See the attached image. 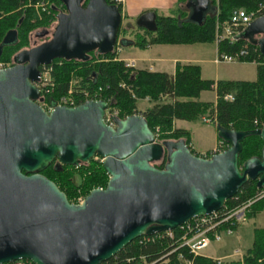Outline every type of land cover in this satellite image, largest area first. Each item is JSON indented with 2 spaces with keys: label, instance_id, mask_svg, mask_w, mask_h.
Instances as JSON below:
<instances>
[{
  "label": "water",
  "instance_id": "water-1",
  "mask_svg": "<svg viewBox=\"0 0 264 264\" xmlns=\"http://www.w3.org/2000/svg\"><path fill=\"white\" fill-rule=\"evenodd\" d=\"M49 40L22 49L0 70V264L26 259L33 264H100L142 235L170 230L195 216L223 207L249 180L264 187V124L248 131L215 126L228 147L203 157L183 140L156 141L139 113L104 121L111 103L88 99L46 111L37 100L40 66L54 58L85 59L93 50L111 51L122 23L119 10L105 0H62ZM188 20L212 13L209 0H187ZM135 25L156 30V14L146 11ZM46 33V31H42ZM256 44L264 54V14L236 38ZM15 30L0 44L14 43ZM256 135L260 156L238 164L244 138ZM102 158L105 187L91 189L81 203L40 172L79 166ZM165 157L163 168L154 162Z\"/></svg>",
  "mask_w": 264,
  "mask_h": 264
},
{
  "label": "trees",
  "instance_id": "trees-1",
  "mask_svg": "<svg viewBox=\"0 0 264 264\" xmlns=\"http://www.w3.org/2000/svg\"><path fill=\"white\" fill-rule=\"evenodd\" d=\"M45 0H0V44L5 34L15 30L17 39L14 43L3 45L0 60L14 59L15 53L24 49L30 43L33 31H46L57 20V15L66 12L62 0H50L51 5L36 10L34 3ZM115 6L121 13V4L117 0H105ZM187 0H178V4ZM213 11L205 15L201 22L188 20V11L179 10L172 15H156V30L149 31L137 27L142 32L136 33L134 40L121 37L130 45L145 49L153 44H192L212 42L215 40L216 26L230 20L232 11L242 7L255 10L264 0H209ZM88 0H83L86 6ZM59 8H62L60 10ZM176 11L178 9L176 8ZM120 31L118 37H120ZM242 32V31H241ZM117 43L109 52L90 51L85 59L54 58L51 66L52 86L41 88L40 98L53 104L58 96L73 89L76 102L81 103L90 98L109 100L111 106L119 111L121 118L139 113L143 115L155 133L157 141L183 139L191 148L188 130L174 126L175 120L196 122L206 116L215 120L214 126L226 129L248 131L260 128L264 124V54L259 47L243 37L235 40H222L217 44V53H238L241 62H254L256 77L254 80L204 79L200 67L196 64L177 62L173 74L127 66L118 57ZM14 63V61H13ZM43 67L40 66V69ZM101 87L100 91H97ZM214 90L215 101L199 100L203 91ZM94 93H96L94 95ZM230 94L232 99H226ZM147 99L150 106L142 112L138 101ZM159 126L160 130L156 131ZM160 132V133H159ZM218 139H220L218 137ZM242 149L238 157L239 166L252 157L260 156L263 147L262 140L256 135H250L241 142ZM192 152L196 153L192 148ZM165 157L154 165L163 168ZM52 180L63 191L71 202L78 187L85 193L93 188L105 187L108 174L102 166L101 158H92L79 166H55L52 162L41 172ZM79 183L74 182L75 174ZM261 188L257 180H249L237 193L225 201V206H235L253 199ZM264 211V197L256 199L250 206L247 218ZM178 234L177 229H174ZM151 236H140L114 256L100 264H139L143 261H154L155 264H184L177 258V251H172V240L155 239ZM182 251V249H179ZM196 264H240L239 261L218 263L215 259L198 255L194 258ZM33 264V263H32ZM243 264H264V227L253 229V240L250 248L243 253Z\"/></svg>",
  "mask_w": 264,
  "mask_h": 264
},
{
  "label": "built area",
  "instance_id": "built-area-1",
  "mask_svg": "<svg viewBox=\"0 0 264 264\" xmlns=\"http://www.w3.org/2000/svg\"><path fill=\"white\" fill-rule=\"evenodd\" d=\"M119 1V0H117ZM34 7L36 10L44 9V1H37L34 3ZM264 14V4L258 6L255 10H247L242 7L235 8L232 11L230 20L223 23L219 26V31H217L216 41L217 43L222 40H235L237 34H239L244 27L249 24L252 20L257 17H260ZM246 50H241L238 53L229 54V53H221L217 54L214 59L215 63H231L239 60L240 55L246 54ZM264 63V59H263ZM13 63L6 62L0 60V70L11 66ZM133 65V61L126 62L127 66ZM51 66L43 65L40 69V75L37 82H35L36 86L40 89L45 86H52L53 82L51 79ZM101 87L98 88L97 91H100ZM96 93H94L95 95ZM226 99H232L230 94L225 96ZM90 99H101V98H90ZM88 100V99H87ZM108 103L109 100H106ZM46 111H50L54 106H75L77 104L76 98L73 94V89L70 88L66 93L58 96V98L54 101L53 104H50L48 101L41 99L38 102ZM117 118H121L119 115V111L117 108L113 106H108L105 110L104 121L110 125L115 126V120ZM204 122L215 123V120L208 117H202ZM156 131H159L158 127H156ZM156 134L154 133V136ZM157 141V139L155 138ZM228 147V144L219 139L214 147L210 150L209 153L204 154L203 157H209L213 154H217L219 152L224 151ZM99 156H94L93 158H97ZM101 158V157H100ZM102 161V158H101ZM261 197H264V187L261 188L259 192L255 195L253 199H249L246 202L241 204H237L235 206H225L219 210L212 212L206 215L195 216L189 219L187 222L179 225L174 228L177 229L178 234L175 233L174 229L160 231L155 234H152L155 239H169L172 240L171 246H173L172 251H177V258L181 260L184 264H196L194 258L198 255H201V250L207 247L211 242L220 241L223 237L229 236L234 233L235 229L247 221V213L251 204ZM83 200V199H82ZM79 201V203L82 202ZM142 236H151V235H142ZM179 249H182L179 250ZM228 258V260H225ZM218 263L222 262H230L231 260L239 261L240 264H243V253L239 250H235L231 255L225 256L222 258H215ZM3 264H32L31 261L26 259H18L10 262H6ZM139 264H155L154 261L148 262L143 261Z\"/></svg>",
  "mask_w": 264,
  "mask_h": 264
},
{
  "label": "rangeland",
  "instance_id": "rangeland-1",
  "mask_svg": "<svg viewBox=\"0 0 264 264\" xmlns=\"http://www.w3.org/2000/svg\"><path fill=\"white\" fill-rule=\"evenodd\" d=\"M53 2L50 0H45L44 1V6H49ZM54 4V3H53ZM62 10V8H59ZM178 11H176V14L179 12V10L182 11H188L186 10L184 3H180L177 6ZM130 25H127L128 23ZM56 25V20L51 24V26L46 30V33H42L41 29L35 30L31 33L30 35V43L27 47L24 49L30 48L37 46L39 44H42L43 42H46L49 40L52 36V33H54V28ZM121 31H120V37H124L127 40H134L136 33L142 32L141 30H138L136 25H135V20H124L121 23ZM219 31L218 26H216V32H215V40L212 42H203V43H192L189 45H185L183 47H179L182 49H174L173 47H170L168 44H164L160 46L159 48H165L163 52H161L159 57L163 58V63L165 65V70L171 71L172 70V60L174 58H180V59H192V58H197L198 60L201 61V68H202V75L205 78H210V79H233V80H254L256 77V69H255V63L254 62H241L240 60L231 62V63H226V62H221V63H215L213 62L214 59L216 58L217 54L216 53V47H217V41H216V33ZM154 45V44H153ZM123 46L117 47L118 51V57L119 55V50ZM169 48H173L172 50ZM21 50V49H20ZM137 50V49H136ZM18 52V51H17ZM139 54H144V52L137 51ZM16 54V53H15ZM120 58V57H119ZM133 60H129L126 62H130ZM6 62H12L13 59L7 60ZM135 63V62H133ZM130 66L134 68H139L140 65H131ZM216 99V98H215ZM200 100L203 101H213L214 100V92L213 91H206L201 94ZM150 106V102L147 99L139 100L138 101V108L142 112ZM118 110V109H117ZM206 117V116H204ZM212 121V119L210 118ZM195 124H199V130L202 129V127L207 128L208 134L205 135L203 131H201V137L203 139H197L203 143V145L209 146L211 142L215 140L214 137V132L212 130V122L206 123L202 118L196 122ZM202 124V125H201ZM158 129L160 130L159 126H157ZM160 133V132H159ZM206 137V138H205ZM206 139V140H205ZM219 142V139H217L216 143ZM215 143V144H216ZM99 157L95 158L98 159ZM159 162H155V164H158ZM78 174L76 173L74 176V182L76 184L79 183L80 179ZM82 189V187H78L76 189L75 195H73L71 202L72 203H79L84 197L88 194L85 193ZM255 216V215H254ZM253 226H258V227H264V211L256 215L255 217H251L248 219L246 222H244L241 227L246 228L249 230V235L248 236H243L242 239H238L235 237V234H233L230 237H223L220 241H214L211 242L207 247L201 250V253L204 254L205 256L209 257H217L220 255H223L224 253H229L232 251L233 248L239 249L242 253H244L246 250V247H248L251 243L252 240V227ZM248 233L244 234L247 235Z\"/></svg>",
  "mask_w": 264,
  "mask_h": 264
},
{
  "label": "crops",
  "instance_id": "crops-1",
  "mask_svg": "<svg viewBox=\"0 0 264 264\" xmlns=\"http://www.w3.org/2000/svg\"><path fill=\"white\" fill-rule=\"evenodd\" d=\"M177 1L178 0H119V2L121 4L122 21H124L125 19L128 21L135 20L140 14H142L143 12H146V11H154L156 15L157 14L158 15H172V14L176 13V8L178 6ZM184 6H185V3H184ZM185 8H186V6H185ZM186 10H187V8H186ZM127 25H130V24L128 23ZM162 45H164V44H154V45L148 46L145 49H140L136 46L128 44V45L121 47V49L119 50V55H120L119 57H120V59L124 60L125 62L129 61V60H133V62H135L134 63L135 65H140L139 69H147L149 71H159V72H166L168 74H173L175 71L176 63L180 62L183 64H196V65H198L200 67V73H201V71H202V68L200 66L201 61L198 60L197 58H195V59L194 58H192V59H190V58H188V59L174 58L172 60V67H171L172 70L171 71L165 70L163 58L159 57V56H161L159 54L161 52H163L165 49V48H159ZM168 45H170V44H168ZM185 45H189V44H171L170 47H173L174 49L178 50V49H182L179 47H183ZM173 48H169V49L172 50ZM137 51L144 52V54L141 55V54L137 53ZM216 53H217V47H216ZM255 69H256V65H255ZM201 77L204 79H210V78H205L202 75V73H201ZM214 80H218V79L216 78ZM211 91L214 92V100L213 101H215V98H216L215 91L214 90H211ZM203 92H206V91H203ZM203 92L200 93L199 100H200L201 94ZM201 101H203V100H201ZM210 125L213 126L212 130L214 132L213 135L215 137V140L213 142H211L209 146H206V145H203L201 140L199 141L198 139L199 138L203 139L201 137V131H203V133L205 135L208 134L209 130L207 128L202 127V129L199 130V127H201V126H199V124H195L194 122L183 121V120H175L174 121L175 127L184 128V129L189 131V133H190L189 144H190L191 148L201 156L209 153L210 150L214 147V145L218 139L214 124H210ZM197 137H198V139H197ZM258 214L259 213H257L256 215H258ZM255 216H253V217H255ZM250 218H247V220ZM241 225H239L233 233V234H235V237L237 238V240L242 239L243 236H245V237L248 236L249 232H250L246 228L241 227ZM256 227H258V226L252 227V233H251L252 240H253V229ZM246 233H248V234L244 235ZM233 234H231L229 236H225V237H230ZM252 240H251L250 245L248 247H246L245 250L250 248V246L252 244ZM235 250H239V249L233 248L232 251H230L229 253H226V254L224 253L223 255H220L217 257H210V258L215 259V258H222L225 256L227 257V256L231 255ZM202 255H204V254H202ZM207 257H209V256H207ZM225 260H228V258H225Z\"/></svg>",
  "mask_w": 264,
  "mask_h": 264
}]
</instances>
